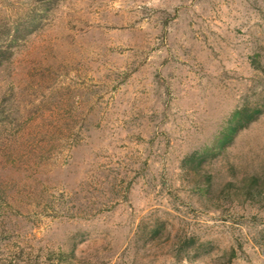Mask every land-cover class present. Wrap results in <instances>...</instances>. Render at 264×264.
Returning <instances> with one entry per match:
<instances>
[{
  "label": "rangeland",
  "instance_id": "374dc122",
  "mask_svg": "<svg viewBox=\"0 0 264 264\" xmlns=\"http://www.w3.org/2000/svg\"><path fill=\"white\" fill-rule=\"evenodd\" d=\"M16 26L0 264H264V0H0Z\"/></svg>",
  "mask_w": 264,
  "mask_h": 264
},
{
  "label": "trees",
  "instance_id": "16d2710c",
  "mask_svg": "<svg viewBox=\"0 0 264 264\" xmlns=\"http://www.w3.org/2000/svg\"><path fill=\"white\" fill-rule=\"evenodd\" d=\"M17 28L18 27L16 26L15 32L13 31L10 35H9L10 29H8L7 32L5 33V35H3L2 37L0 36V57L4 56L6 53H7V55L11 54L10 41H12V40H14L16 38V36H17V32L16 31H18ZM246 112H247V110L245 108L238 109V110L234 111L233 114H232V117H231V121H233V122L240 121L245 116ZM255 113H256V111H255ZM222 136L225 137V133H223ZM218 142L223 143L224 142V138L219 137ZM259 180L260 179L257 178L256 176H253L252 179H250L248 181V183L246 185L247 189L248 190H253V189L256 190L255 193H252V192L248 191L249 192L248 196H249V194H253V195H251V197L254 196L257 193V190H259L261 188V184H263V181L260 182ZM241 195L242 194L239 193L236 198H238V199L240 198L241 199L242 198ZM248 196L245 197V198H248Z\"/></svg>",
  "mask_w": 264,
  "mask_h": 264
}]
</instances>
